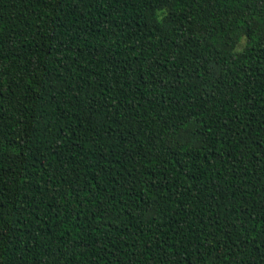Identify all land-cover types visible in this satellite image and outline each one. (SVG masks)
<instances>
[{
	"label": "trees",
	"instance_id": "trees-1",
	"mask_svg": "<svg viewBox=\"0 0 264 264\" xmlns=\"http://www.w3.org/2000/svg\"><path fill=\"white\" fill-rule=\"evenodd\" d=\"M0 264H264V0H0Z\"/></svg>",
	"mask_w": 264,
	"mask_h": 264
}]
</instances>
